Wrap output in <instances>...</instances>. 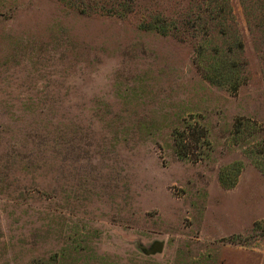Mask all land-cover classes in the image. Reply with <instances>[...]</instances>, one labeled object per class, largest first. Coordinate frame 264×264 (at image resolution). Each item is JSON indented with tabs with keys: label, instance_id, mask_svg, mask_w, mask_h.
Masks as SVG:
<instances>
[{
	"label": "rangeland",
	"instance_id": "rangeland-1",
	"mask_svg": "<svg viewBox=\"0 0 264 264\" xmlns=\"http://www.w3.org/2000/svg\"><path fill=\"white\" fill-rule=\"evenodd\" d=\"M263 137L264 0H0V264H264Z\"/></svg>",
	"mask_w": 264,
	"mask_h": 264
},
{
	"label": "trees",
	"instance_id": "trees-1",
	"mask_svg": "<svg viewBox=\"0 0 264 264\" xmlns=\"http://www.w3.org/2000/svg\"><path fill=\"white\" fill-rule=\"evenodd\" d=\"M208 79L210 78L208 77ZM234 128L236 134L241 133L243 130L242 120L236 122ZM173 139L175 155L180 160L198 162L204 155V149L210 147L207 131L199 123L191 124V122L186 121L182 129L174 132ZM244 153L255 169L264 177V137L246 149ZM242 169L243 165L239 162L224 168L218 175L220 185L226 189H232L236 185ZM254 226L257 225L254 224Z\"/></svg>",
	"mask_w": 264,
	"mask_h": 264
},
{
	"label": "water",
	"instance_id": "water-1",
	"mask_svg": "<svg viewBox=\"0 0 264 264\" xmlns=\"http://www.w3.org/2000/svg\"><path fill=\"white\" fill-rule=\"evenodd\" d=\"M163 248H164L163 243H156L154 247L150 251H147L146 253L147 254L160 253L162 252Z\"/></svg>",
	"mask_w": 264,
	"mask_h": 264
}]
</instances>
